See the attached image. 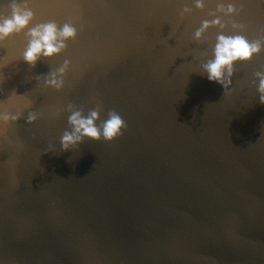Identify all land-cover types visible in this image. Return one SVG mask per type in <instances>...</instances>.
I'll return each instance as SVG.
<instances>
[{
    "label": "water",
    "instance_id": "95a60500",
    "mask_svg": "<svg viewBox=\"0 0 264 264\" xmlns=\"http://www.w3.org/2000/svg\"><path fill=\"white\" fill-rule=\"evenodd\" d=\"M215 5L27 0L33 21L0 42V264H264V44L210 82L218 29L192 33ZM236 6L225 33L264 40V0ZM49 20L76 36L29 65L25 33ZM69 106L127 127L62 149Z\"/></svg>",
    "mask_w": 264,
    "mask_h": 264
},
{
    "label": "clouds",
    "instance_id": "9594fccd",
    "mask_svg": "<svg viewBox=\"0 0 264 264\" xmlns=\"http://www.w3.org/2000/svg\"><path fill=\"white\" fill-rule=\"evenodd\" d=\"M206 0H192L193 7L202 9ZM237 0H216L215 11L209 13L210 20H201L200 26L192 33L194 40H199L208 28L218 29L211 47V58L201 65L203 72L210 82H215L225 86L232 75L234 62H244L261 50L264 40H248L246 36L240 34L243 25L234 21H229L232 31L225 33V22L223 17H234L238 15L239 9L236 6ZM188 12L189 9H183ZM34 18L31 8L27 7V0H9L7 14L0 13V42H3L12 34L23 31ZM27 44L22 53L25 63L33 65L39 58H51L58 55L66 48V41L74 39L76 28L71 23L57 25L53 20L33 24L25 33ZM67 61L56 70L50 72L44 83L46 86L60 88L62 81L58 76L62 75ZM257 92L260 103L264 104V74L257 73ZM69 115L67 123L70 131H65L61 138V147L66 149L69 145L80 142L87 138L90 140L103 139L109 142L122 134V130L127 127L121 116L109 111L107 118L97 124L99 118L97 110H90L86 115L80 110L68 108ZM16 117H12L15 119ZM35 117L29 115L28 122H32ZM3 119H8L4 116Z\"/></svg>",
    "mask_w": 264,
    "mask_h": 264
}]
</instances>
